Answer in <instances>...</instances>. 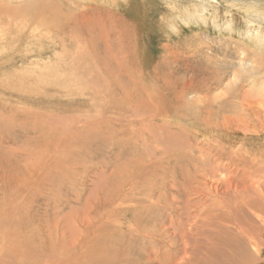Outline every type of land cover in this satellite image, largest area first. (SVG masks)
<instances>
[{"label": "rangeland", "instance_id": "obj_1", "mask_svg": "<svg viewBox=\"0 0 264 264\" xmlns=\"http://www.w3.org/2000/svg\"><path fill=\"white\" fill-rule=\"evenodd\" d=\"M50 2L0 0V264H264V0Z\"/></svg>", "mask_w": 264, "mask_h": 264}, {"label": "bare ground", "instance_id": "obj_2", "mask_svg": "<svg viewBox=\"0 0 264 264\" xmlns=\"http://www.w3.org/2000/svg\"><path fill=\"white\" fill-rule=\"evenodd\" d=\"M50 1H52V0H49V2ZM54 1V0H53ZM59 1V0H58ZM66 1V0H65ZM67 1H70V0H67ZM88 1V0H87ZM17 2V1H16ZM45 2V0H25V3L23 4V5H21V6H19V7H16L15 9H13V11L14 12H12L11 11V9H7L6 8V10H4V13L6 14V15H8V17H11L12 15H18L19 16V18L20 19H23V21L24 20H29V19H31V18H33L37 13H47V14H45V15H43V17H39V16H37V18H40V21H42V22H44V23H46V24H52V23H56L57 21H58V19L59 18H61L62 16H63V13H62V10H61V12H60V10L58 9V7L60 8V7H64V6H61V3L60 4H57V3H54L53 4V7L51 8L50 6H49V4H51L52 2H48V3H44ZM62 2V1H61ZM72 2H75V0H72ZM71 3V2H70ZM81 3V2H80ZM83 3H85V2H83ZM21 4V3H20ZM56 4V5H55ZM73 4H75V3H73ZM76 5V4H75ZM83 5V4H82ZM81 5V6H82ZM4 6V5H3ZM77 7V6H76ZM77 8H79V7H77ZM106 9V8H105ZM76 11H77V9H75ZM83 10H85V9H83ZM82 10V11H83ZM1 11V10H0ZM65 11V10H64ZM75 11V12H76ZM95 11V10H94ZM98 11V10H97ZM73 12V11H72ZM96 12V11H95ZM115 12V11H114ZM65 13V12H64ZM87 14H88V12H86ZM97 13V12H96ZM72 14V13H71ZM114 14V13H113ZM74 15V14H73ZM78 15V14H77ZM76 15V16H77ZM89 16H90V14H88ZM70 16V15H69ZM81 16V15H80ZM80 16H77L78 18H77V21H78V23H79V25L82 23V25H80V26H85V25H88V24H92V25H96V26H104V23H101L98 19H87V18H84L83 17V19H85V20H83L82 19V17L80 18ZM99 16V15H98ZM15 17H17V16H15ZM85 17H86V15H85ZM100 17V16H99ZM103 17V16H102ZM66 18V17H65ZM103 19V18H102ZM1 20V19H0ZM106 20V19H105ZM64 21V20H63ZM73 22V21H72ZM102 22H103V20H102ZM105 22V21H104ZM196 22V21H195ZM1 23V22H0ZM73 23H75V21L73 22ZM78 23H77V25H78ZM108 23V22H107ZM9 24V23H8ZM63 25V24H62ZM61 25V26H62ZM73 25V24H72ZM109 25H111V24H109ZM74 26V25H73ZM72 26V29L74 28ZM90 26V25H89ZM91 27V26H90ZM89 27V28H90ZM76 28H78V26L76 27ZM88 28V29H89ZM92 28V27H91ZM100 29H101V27H99ZM112 28V27H111ZM78 29H81V28H78ZM104 29V28H103ZM106 29V28H105ZM109 29V28H108ZM70 30V29H69ZM82 30V29H81ZM85 30V29H84ZM93 30V29H92ZM75 31V30H74ZM73 31V32H74ZM79 31V33H80V30H78ZM89 31H90V29H89ZM107 31V30H106ZM105 31V32H106ZM76 32V31H75ZM74 32V33H75ZM82 33H84L83 31H82ZM86 33V32H85ZM111 33V32H110ZM77 34V33H76ZM95 34V33H94ZM105 35V34H104ZM110 35V34H109ZM108 34H107V36H109ZM81 36V35H80ZM106 36V37H107ZM105 37V38H106ZM76 38H78V37H76ZM109 38V37H108ZM115 38V37H114ZM86 39V38H85ZM98 39V38H97ZM96 39V40H97ZM113 39V38H112ZM80 40V39H79ZM78 40V41H79ZM89 40V39H88ZM86 41V40H85ZM92 41V40H91ZM104 42V41H103ZM79 43H80V41H79ZM79 43H77V44H79ZM82 44V43H81ZM87 44V43H86ZM93 44V43H92ZM91 44V45H92ZM82 46V45H81ZM78 47V46H77ZM110 47V46H109ZM113 47V46H112ZM116 47V46H115ZM118 47V46H117ZM79 48V47H78ZM80 49H82V48H80ZM97 49V48H96ZM115 49V48H114ZM113 49V50H114ZM111 50H112V48H111ZM112 50V51H113ZM116 50V49H115ZM119 50V49H118ZM85 51V50H84ZM92 52V50L91 49H89V46H87V48H86V54L84 53V55H88V54H90ZM102 52H104L105 53V51H102ZM113 53V52H112ZM117 53V52H116ZM95 54V53H94ZM93 54V55H94ZM101 54V53H100ZM99 54V55H100ZM83 55V54H82ZM108 55V54H107ZM91 56V55H90ZM95 56V55H94ZM109 56H111V55H109ZM116 57V56H115ZM110 58V57H109ZM112 58V57H111ZM102 60V59H101ZM104 60V59H103ZM107 60V59H106ZM106 60H104V61H106ZM111 60V59H110ZM103 61V62H104ZM113 68V67H112ZM111 67H110V69H112ZM242 69V68H241ZM84 71V70H83ZM114 71V70H113ZM81 73H82V71H81ZM83 74H81V76H82ZM5 81V80H4ZM10 83L11 84H13V80H11L10 81ZM15 84L17 85H21V80L20 79H16L15 80ZM233 210V209H232ZM238 219V218H237ZM243 222V221H242ZM234 224H236V223H234ZM246 224V223H245ZM221 225V224H220ZM231 227V226H230ZM219 231V230H218ZM215 234V233H214ZM227 235V234H226ZM214 236H216V235H214ZM225 236V235H224ZM22 237V236H21ZM239 240V239H238ZM21 241H22V239H21ZM233 242H235L236 243V245H235V243H232V244H230L229 245V247L232 245V250H231V253L230 254H226V253H228V251H226V253H224L223 254V256L222 257H220V260L216 263V264H231L230 263V259L232 258L236 263L235 264H244V263H246L247 262V260H246V258H248L249 257V254H248V252L246 251V249L244 248V249H241V250H237L236 249V246H237V243H239L237 240H236V238L234 239V240H232ZM243 244V243H242ZM226 245H227V243L225 244V245H223V247H224V249H225V247H226ZM239 245V244H238ZM221 246V245H220ZM228 248V247H227ZM226 248V249H227ZM231 248H229L228 250H230ZM219 251V250H218ZM220 251H221V249H220ZM230 252V251H229ZM221 255V254H220ZM224 256H228V260H227V258H225ZM226 260H227V262H226ZM226 262V263H225Z\"/></svg>", "mask_w": 264, "mask_h": 264}]
</instances>
